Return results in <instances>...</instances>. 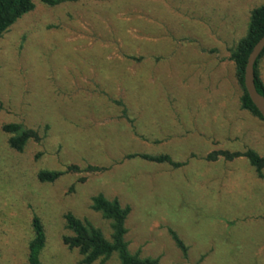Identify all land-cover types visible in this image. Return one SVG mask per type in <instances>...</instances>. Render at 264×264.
Returning a JSON list of instances; mask_svg holds the SVG:
<instances>
[{
	"label": "rangeland",
	"instance_id": "1",
	"mask_svg": "<svg viewBox=\"0 0 264 264\" xmlns=\"http://www.w3.org/2000/svg\"><path fill=\"white\" fill-rule=\"evenodd\" d=\"M33 2L0 38V264L26 263L34 215L46 236L41 264H81L62 242L64 215L109 240V222L90 209L98 194L130 208L125 240L140 258L264 264V179L245 158L205 160L247 148L264 156V121L240 108L229 60L264 0ZM259 73L264 83V57ZM10 123L41 140L12 150ZM141 154L185 165L128 157ZM68 166L81 171L37 179Z\"/></svg>",
	"mask_w": 264,
	"mask_h": 264
},
{
	"label": "trees",
	"instance_id": "2",
	"mask_svg": "<svg viewBox=\"0 0 264 264\" xmlns=\"http://www.w3.org/2000/svg\"><path fill=\"white\" fill-rule=\"evenodd\" d=\"M66 0H40L48 6H57ZM35 8L33 0H0V38L24 15ZM264 35V2L251 10L249 22L245 35L230 49L229 60L234 65L235 79L239 84L242 94L239 98L240 108L253 117L264 121L259 111L249 99L244 87V70L247 58L254 45ZM264 57V50L254 64V84L257 92L264 97V83L260 77L259 65ZM8 135L7 144L18 152H23L29 141L39 142L41 136L38 131L27 129L20 123H10L2 127ZM129 158H140L145 161L168 164L174 169L184 166V163L175 162L169 155L161 154L151 156L146 154L129 155ZM223 158L226 161H233L237 158H245L253 167L256 176L263 178L264 156L259 155L255 150L247 148L243 152H230L227 150L214 151L207 155L206 161H217ZM99 169L87 167L85 172H94ZM81 170L77 166H68L63 171L41 170L37 173V179L41 183H54L60 177L78 173ZM80 181H84L80 179ZM90 209L100 213L104 220L110 225V239H106L99 228L94 227L88 220H82L71 213L64 215L65 228L71 234L63 236L62 242L69 250H77L82 256L81 264H92L99 261L104 264L112 255H116L118 264H158V259L140 258L138 253L131 254L128 250V243L125 240L127 229L125 221L130 213L128 206L122 207L117 199L109 200L98 194L91 198ZM33 236L28 243V254L25 264H41L40 254L45 246L46 236L43 224L37 215L31 221ZM169 233L176 247L182 252L183 257L187 256V247L180 237L171 229Z\"/></svg>",
	"mask_w": 264,
	"mask_h": 264
},
{
	"label": "water",
	"instance_id": "3",
	"mask_svg": "<svg viewBox=\"0 0 264 264\" xmlns=\"http://www.w3.org/2000/svg\"><path fill=\"white\" fill-rule=\"evenodd\" d=\"M263 50L264 35L254 45L252 51L250 52L247 58L244 70V87L247 92V95L249 96V99L264 119V97L257 92L254 84V64Z\"/></svg>",
	"mask_w": 264,
	"mask_h": 264
},
{
	"label": "crops",
	"instance_id": "4",
	"mask_svg": "<svg viewBox=\"0 0 264 264\" xmlns=\"http://www.w3.org/2000/svg\"><path fill=\"white\" fill-rule=\"evenodd\" d=\"M263 179H264V177H263V178H258V177H257V180H260V181H262Z\"/></svg>",
	"mask_w": 264,
	"mask_h": 264
}]
</instances>
